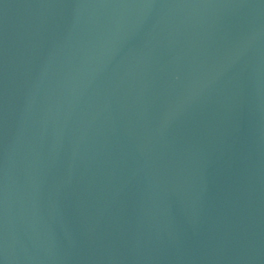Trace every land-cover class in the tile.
Wrapping results in <instances>:
<instances>
[{
  "label": "water",
  "instance_id": "95a60500",
  "mask_svg": "<svg viewBox=\"0 0 264 264\" xmlns=\"http://www.w3.org/2000/svg\"><path fill=\"white\" fill-rule=\"evenodd\" d=\"M0 264H264V0H0Z\"/></svg>",
  "mask_w": 264,
  "mask_h": 264
}]
</instances>
